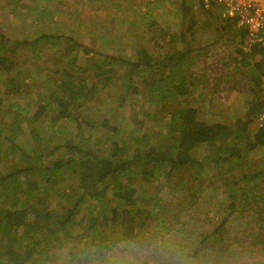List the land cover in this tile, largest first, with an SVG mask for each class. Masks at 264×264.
Here are the masks:
<instances>
[{"label":"trees","instance_id":"1","mask_svg":"<svg viewBox=\"0 0 264 264\" xmlns=\"http://www.w3.org/2000/svg\"><path fill=\"white\" fill-rule=\"evenodd\" d=\"M103 2L85 21L76 10L92 8L87 0H15L10 21L0 23V264H49L53 250L85 239L186 242L188 225L205 211L214 221L209 231L178 250L200 258L226 245L246 259L264 255V124L257 120L264 44L243 50L246 30L223 13L214 39L194 46L198 33L186 36L192 20L181 18L212 12L201 0L150 15L142 0L145 23L115 29L103 28L114 15ZM62 6L73 10L69 18ZM37 21L28 37L8 30ZM134 31L135 45H127L124 36ZM159 36L186 46L155 54ZM208 51L244 65L212 76L199 61ZM231 91L246 99L223 114L216 104ZM211 193L220 201L211 202Z\"/></svg>","mask_w":264,"mask_h":264},{"label":"rangeland","instance_id":"2","mask_svg":"<svg viewBox=\"0 0 264 264\" xmlns=\"http://www.w3.org/2000/svg\"><path fill=\"white\" fill-rule=\"evenodd\" d=\"M8 1L13 2L14 0H8ZM180 1L181 0H153V1L149 2L148 6L149 5L154 6V9L149 10L148 15L151 14V11H154L157 8H159V6L164 7V8H169V10L173 9L174 7H176L174 5H176L177 3L180 4ZM97 2H99V0L95 1L94 3L96 4ZM90 3L94 4L91 0H87L86 4L89 5ZM66 4H68V3H66ZM95 4L92 6V8H90L91 10H89L88 8H83V10L78 9L76 11L81 12V13H85V11H88L87 14L92 15V13L97 10L95 7ZM137 4L138 5L135 6V10H133L134 14H132V10L130 9V6H132V1H127V0H123L122 2L111 1L108 3V5H107V3L104 4V2H103L102 7L106 5L108 11L111 12L112 14H114V16L103 18V20L101 22L104 25L103 28H107V27L109 28L110 25H113V28L115 29L116 25H122V24L123 25L128 24V25L136 28L137 26L139 27V25H142L143 23H145L144 21L147 19L148 16H142V15L146 11V9H145V7L143 8L142 7L143 5H141L140 3H137ZM8 6H11V5H8ZM117 6H120V10L115 9ZM62 7H63L62 11L66 12V14L69 18L70 12L68 13L67 11H73V10H67L65 8V6H62ZM57 9H59V8H57ZM107 9L103 8L102 10L106 11ZM207 9H212V12L208 13V15L204 14L202 12V10L201 11L199 10L200 14H195V11L193 13L190 11V13L187 14L186 17L181 18L182 23L184 25L188 24L189 20H192V23H193L191 27H193L192 32H194V33H192V36H191L190 33L188 35V32H187V34H186L187 40H192V38L195 37L196 32L199 29L201 30L200 36L197 35L195 41H193V43H192L194 46L198 45V48L201 46H204L205 44H209L207 42L210 41L214 37L215 27H220V24H221V17L220 16H221V14L224 13L222 8H220L219 6H216V5H211ZM98 11L100 12L99 9H98ZM217 13H219V14L217 15ZM115 14H120V15L117 16ZM90 15L83 17V19L85 21H90L88 19L90 17ZM10 18L11 17H5L2 14V12H0V23H3V22L5 23L6 20L10 21ZM118 20H120V21L118 22ZM176 20H178V19H176ZM79 21H80V19H78V22ZM159 22H162V21H159ZM168 23L170 25L175 24L174 16H170V19H168ZM32 24L33 25L27 24V25L23 26L19 23V24L13 25L8 30H11V32L15 31V33H13L15 37H20V36L28 37L29 35H31L30 33L27 36H25L24 34L25 33L27 34V32L32 31V30L38 28V26H39L38 21L35 23H32ZM164 24H166V21L162 22L161 26ZM75 25H76V22H74L73 26H75ZM170 25L167 27L170 28ZM152 26H155V28L152 30L156 29V31H158V30L161 31V29H158L159 26L157 27L156 24H152ZM206 26H209L208 29H206ZM113 28H112V31L114 30ZM163 29L165 30L166 28H163ZM0 30H3L1 28V26H0ZM80 30L78 27L77 30L75 31V33L76 34H82V32L84 33L83 30H81V31ZM101 31H104V30L101 29ZM170 31H171V29H170ZM175 31H177V29ZM135 32H137V31H134L133 33H126V35L129 36V38H126V36H124L123 40L126 42L127 45L128 44H133V46L135 45V42L137 40V37L135 38V36H134ZM113 33H115V31ZM147 35L148 34H146V31H145L143 36H140V38H139L140 41H142L143 43H146L147 42L146 41ZM169 35L170 34L167 33V35L165 37H168L170 39ZM178 36H179V34L177 33L174 36V38L177 39ZM162 37L163 36H159L157 38V41H156L157 45H154V48L149 47L155 51V54H161V52H163V51H169V50H172L173 48H178V47L182 48V47L186 46V45L184 46L183 42H178V41L176 44H174V43L172 44L171 42L167 43V42L163 41ZM119 38L121 39V37H119ZM160 45H162L163 47L161 48ZM210 48L211 47H209V51H210ZM132 49L134 50V48H132ZM156 51H160V52L156 53ZM209 51L203 52L205 55L200 56L199 61L202 59L201 65L206 66L205 69L207 71L209 70L210 74H212V76L213 75H219L218 72H221L222 68H225V69H228L231 71L234 66H236L238 68V67H241L242 65H244L243 63L239 62V60L237 58H233L231 55H226V56H224V55H208ZM219 58H221L222 61H227L228 64H225V62L219 61L218 60ZM192 66H193V64H192ZM239 79H240V75L238 73L235 75V77L230 82H235V84L237 86V85H240L242 82ZM239 93H240V91L229 92V94H228L227 98H225V100H222L221 103L216 104L218 107L217 109H219L218 111L225 114V113H228V111L229 112L232 111L233 107L236 105V103H238L236 105L238 107L239 104H241L242 100L246 99L245 94H244L245 95L244 96V95H241ZM122 113H123V115H122V117H123L125 113H128L127 109L126 110L124 109L122 111ZM217 118H218V116H217ZM260 154H262V153H260ZM262 158H263L262 160H264V157H262ZM160 193H161V195H163L162 198H165V197L168 198L169 197V194H167L166 191L162 190ZM209 196H211V202H213V203L220 201V198L216 194L211 193ZM215 206L220 207L219 204L214 205V207ZM224 209H225V205H224ZM217 213H219L217 215L218 218L222 219L224 217L225 213L223 210H221L220 212H217ZM199 218H200V220H199ZM213 223H214L213 218H211L210 213L208 211H205L203 214L198 215L197 220H195V222H192V224L188 225L189 235L186 237V242L184 241V242L180 243L179 237H177L175 239L176 242H174V243H172L170 241L169 245H171V248L168 251L167 258L164 261V264H199V263H201V264H212V263H214V264H236V263L237 264H243V263H249L250 264V263L264 262V255L260 256L259 258L250 257V258L246 259L245 256H243L244 254L239 252L238 246H236L235 250L232 251V249L225 248L226 247V245H225L223 248L224 250H221L219 252H214V253H211L210 255L203 256L200 258L191 257V253H190V250L188 248L186 249V251L178 250V248H181L182 244H188L189 238L192 237L195 240L199 239L200 236L198 233L208 232L210 227L213 225ZM193 230H196V234H192ZM171 240H172V238H171ZM172 252H173V254H172ZM205 258H207V259H205ZM202 259H205V260L201 261ZM151 263L156 264V260H155V262L151 261Z\"/></svg>","mask_w":264,"mask_h":264},{"label":"clouds","instance_id":"3","mask_svg":"<svg viewBox=\"0 0 264 264\" xmlns=\"http://www.w3.org/2000/svg\"><path fill=\"white\" fill-rule=\"evenodd\" d=\"M171 245L153 236L81 240L67 243L50 254L49 264H164Z\"/></svg>","mask_w":264,"mask_h":264},{"label":"built area","instance_id":"4","mask_svg":"<svg viewBox=\"0 0 264 264\" xmlns=\"http://www.w3.org/2000/svg\"><path fill=\"white\" fill-rule=\"evenodd\" d=\"M201 3L206 8L219 6L226 15L238 18V24L246 30L243 50L250 43L264 44V0H201ZM257 120L264 124V105Z\"/></svg>","mask_w":264,"mask_h":264},{"label":"crops","instance_id":"5","mask_svg":"<svg viewBox=\"0 0 264 264\" xmlns=\"http://www.w3.org/2000/svg\"><path fill=\"white\" fill-rule=\"evenodd\" d=\"M15 1V0H14ZM13 1V2H14ZM111 1H114V2H122L123 0H105V3H109V2H111ZM127 1H139V3H142V0H127ZM150 2L151 1H153V0H149ZM9 3H11V2H9L8 0H0V12H2V14L5 16V17H11V14H9V13H11V10H12V7L11 6H8L9 5ZM3 8H2V7ZM152 7V9H154V6H151ZM106 9H107V6L105 7ZM116 10H120V6H117L116 8H115ZM89 10H91V9H89ZM98 11V9L96 10V11H94V12H97ZM109 14H112L111 12H109L108 11V9L106 10ZM87 12L88 11H85V13H83L82 15V17H86L87 15H90V14H87ZM103 14H105L104 12H103ZM95 15H94V13L92 14V15H90V17L88 18L89 20H91V18L92 17H94ZM114 16V15H113ZM197 33H198V36H200V34H201V30L199 29L198 31H197Z\"/></svg>","mask_w":264,"mask_h":264}]
</instances>
